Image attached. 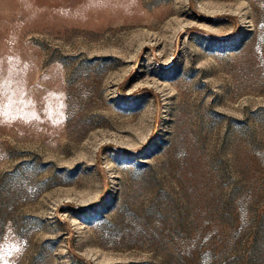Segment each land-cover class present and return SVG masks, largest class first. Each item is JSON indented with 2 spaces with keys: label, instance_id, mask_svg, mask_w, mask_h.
Segmentation results:
<instances>
[{
  "label": "rangeland",
  "instance_id": "rangeland-1",
  "mask_svg": "<svg viewBox=\"0 0 264 264\" xmlns=\"http://www.w3.org/2000/svg\"><path fill=\"white\" fill-rule=\"evenodd\" d=\"M0 264H264V0H0Z\"/></svg>",
  "mask_w": 264,
  "mask_h": 264
}]
</instances>
